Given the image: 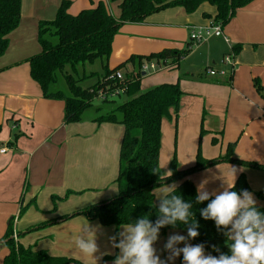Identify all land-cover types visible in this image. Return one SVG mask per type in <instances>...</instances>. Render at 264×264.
<instances>
[{"label": "crops", "instance_id": "crops-1", "mask_svg": "<svg viewBox=\"0 0 264 264\" xmlns=\"http://www.w3.org/2000/svg\"><path fill=\"white\" fill-rule=\"evenodd\" d=\"M62 1H47L44 11L49 8L53 14ZM68 1L72 15L92 9L100 2L107 5L115 18L120 15L118 3L110 0ZM44 11L30 13L22 8L20 27L8 37L9 48L0 59V151L6 150L0 153V264L8 255L2 241L11 222L16 242L24 249L45 250L51 256L72 258L80 264H96L93 258L79 252L75 241L85 223L97 226L96 243L100 253L96 255L103 253L97 264H103L102 259L114 255L116 250L108 238L125 231L127 226L117 230L84 216L68 221L59 218L111 200L118 194L116 180L124 127L118 123H97L96 119L106 112L101 107L94 113H89L90 108L80 122L68 124L65 103L43 97L39 85L30 76L27 61L38 53V50L29 53V46H34L28 43L38 39L39 23L52 19ZM216 15V7L208 3L193 14L179 7L169 8L143 23L123 25L114 40L111 54L114 60L110 57L111 64L107 63L111 70L133 55L149 56L192 46L183 61L159 71L164 72L161 80L147 86L153 89L159 84L179 83L183 92L178 112L172 110L162 122L159 159L162 168H168V162L176 155L179 169H190L197 163L199 150L204 159L214 160L226 155L230 144H235L234 158L264 165V0H255L239 9L223 28L224 38L194 45L190 41L191 32L209 26ZM233 46H241V51L233 61L231 83L230 76L227 79L211 77L207 69L220 63V68H211L222 70L224 58ZM133 70L135 67L128 64L121 73L125 76ZM256 81L262 86V92L258 91ZM141 89L149 90L143 85ZM170 163L167 172L163 170L167 175ZM230 165L239 170L235 183L244 175L254 192L264 191V171L228 163L193 174L189 179L196 188L207 181L209 191L214 188L222 191V185L226 187L232 181ZM162 192L164 196L168 194ZM254 199L257 206L264 208V202L255 195ZM55 220L46 228L27 233ZM157 235L153 247L161 259H166L168 252L162 250L168 238L187 236V232L158 230ZM182 260L181 254L169 264H182Z\"/></svg>", "mask_w": 264, "mask_h": 264}, {"label": "trees", "instance_id": "trees-1", "mask_svg": "<svg viewBox=\"0 0 264 264\" xmlns=\"http://www.w3.org/2000/svg\"><path fill=\"white\" fill-rule=\"evenodd\" d=\"M253 1L255 0H110V3H118L120 15L119 18H115L103 2L92 9L72 15L69 12L71 2L63 0L53 21L39 23L37 38L41 52L27 61L30 76L39 85L45 99L65 103V121L68 124L82 120L83 114L92 108L93 101L100 90L107 87L113 90L123 84L116 78L117 72H122L128 64L135 67V70L124 76V84L127 86L125 95L128 101L96 119L99 124L118 123L124 127L119 173L116 180L118 194L111 200L96 203L61 217L60 221L84 216L89 221H98L104 227H115L118 230L147 216L149 222L155 226L157 219L162 218L158 215L162 201L156 203L155 191L161 186L177 183L176 192L168 193L164 199L172 194L181 195L185 203L192 204L190 212L194 215L190 217V222L195 218L200 224L197 229L200 235L191 240L192 244L203 243L206 256L210 254L219 258L220 253L230 254L223 230L218 232L213 220H205L200 215L199 209L206 208L209 201L202 204L195 202L197 188L189 177L223 163L260 171H264V165L234 158L235 144H230L226 155L214 160L204 159L199 150L196 165L186 170L179 169L177 158L174 156L170 163L172 175L165 174L159 165L162 122L172 110L175 113L178 112L183 92L179 83L162 84L145 92L141 89L143 78L141 69L146 63L155 61L162 64L168 61L170 66L177 65L192 51L191 44L181 51L168 49L149 56L133 55L112 70L107 63L112 54L114 40L125 24L143 23L148 17L169 8L179 7L187 14H193L202 4L208 3L217 9L213 23L224 28L239 9ZM21 10L22 0H0V59L9 48L8 37L20 27ZM205 17L209 18L207 15ZM240 51L241 46H233L228 55H232L235 59ZM99 59L102 62L104 59L106 61L105 73L96 84L88 88H82L79 80L67 71L69 67L75 72L77 66L93 64ZM60 72H65L67 87L60 88L57 85ZM228 76L231 83L233 72ZM256 87L259 92H262V86L258 81H256ZM230 190L238 193L242 190L252 192L244 175L237 179L235 187ZM255 195L258 200L264 202V191L257 192ZM257 208L264 213V208L259 206ZM55 222L57 220L46 222L38 228L29 229L27 233L46 228ZM159 230L162 233L171 230L187 232V226L178 222L176 227L166 225ZM22 235L24 234L19 236ZM15 236L17 237L11 222L4 237L5 240L2 241V245L8 250L3 264H80L72 258L51 256L45 250H26L16 242ZM118 238L119 236L117 241ZM213 244L220 249L219 252L213 251L211 247ZM117 255L116 248L114 255L105 256L102 259L103 264L114 261Z\"/></svg>", "mask_w": 264, "mask_h": 264}, {"label": "clouds", "instance_id": "clouds-1", "mask_svg": "<svg viewBox=\"0 0 264 264\" xmlns=\"http://www.w3.org/2000/svg\"><path fill=\"white\" fill-rule=\"evenodd\" d=\"M232 181L223 186L222 191H209L207 181H202L196 190L195 202L202 204L209 201L206 208L199 209L200 215L205 220H213L217 231L223 230L226 237V246L230 254L220 253L219 258L205 255V245L191 244L189 240L196 239L200 233L197 229L199 222L194 218L191 203H185L181 195L172 194L162 200L157 219L153 226L147 216L136 220L134 224L124 227L125 231L119 232L120 242L116 243V235L108 239L113 248L119 249V254L113 264H169L182 254V264H264V213L258 210L253 193L248 190L241 192L230 190L235 187V177L239 171L235 166H229ZM170 173L169 176H171ZM168 176V177H169ZM177 184L165 188L168 193H175ZM214 197V199H210ZM178 222L187 226V236L172 235L168 238L162 251L168 252L166 259L157 255L153 244L157 241L158 230L166 225L176 227ZM97 226L88 222L80 229V235L75 241L76 248L86 257L96 261L102 258L100 246L96 243ZM183 244V247L176 245ZM213 251L219 252L216 245H211Z\"/></svg>", "mask_w": 264, "mask_h": 264}, {"label": "rangeland", "instance_id": "rangeland-1", "mask_svg": "<svg viewBox=\"0 0 264 264\" xmlns=\"http://www.w3.org/2000/svg\"><path fill=\"white\" fill-rule=\"evenodd\" d=\"M47 1H49V0H22L23 11L24 12H30V13L42 12V11L45 10L46 7H48L47 6ZM44 12H45V14L47 16H50V17L52 16V19H47L46 21H53L56 18L57 10L53 14H52V12H50L49 8H48L47 11H44ZM31 42L32 41H29L28 44L29 45L33 44L34 48L32 46H29V48H30L29 49V53L36 52V50H38V53H35V54L32 55V56H36L37 54H39L41 52V46H40V44L38 42V39L37 40L35 39L32 43ZM195 47H198V46H195ZM112 59L114 60V58H112ZM105 64H106L105 59H104L103 62L101 61V59H99V60L95 61L93 64H85V65L77 66V69H76L75 72L71 71V69L69 67L67 68V71H68L69 74H72L75 79L79 80V82H80L79 84H80V86L82 88H88V87L96 84L101 79V77L105 73V70H104ZM110 64H111V59L109 60V65ZM119 64H121V63H119ZM212 66L213 65H211V67ZM213 67L220 68V63H217L216 66H213ZM222 67H223L222 70L229 68L226 65H223ZM64 74H65V72H62V73L60 72L58 74L59 80H58V84L57 85L60 88L67 87L66 86V82H65ZM162 75H164V72H158V73L156 72V73H153L152 75L146 76L145 78L142 79L143 82L141 80V82H142L141 83V87L143 85V87L145 86L146 88H149V90H151L152 88L151 87H147V86L149 84H153L154 82H156L158 80H161ZM224 78L227 79L228 76L224 77ZM160 85L161 84L156 85L153 88L158 87ZM110 101H112V102H103L99 97L95 98L94 101H93V106L91 108L92 110L89 111V113H94V111H96L97 107H101V108H103V110H106L105 113H109V112L113 111L117 106L127 102L128 101V97L126 95H121V96L116 97V98H114V99H112ZM171 145L173 147V142H171ZM162 155H165V157H166V154H162ZM163 162L164 161L161 162V165H163L162 164ZM169 163H170V161L168 162V165H167L168 168H162V166L160 168L162 170H165V171L168 170L169 169ZM168 187H169V185H164V186H161V187H159L157 189V191H156V193H157L156 194L157 195V202L156 203L157 204L159 202H161L164 199V197L166 196V195L165 196L162 195V194H164V192H162V191H164V189L168 188ZM159 191H161V197H160V194H158V193H160ZM251 193H253V195L256 194V192H254L253 190H252ZM255 197L257 198L256 195H255Z\"/></svg>", "mask_w": 264, "mask_h": 264}, {"label": "built area", "instance_id": "built-area-1", "mask_svg": "<svg viewBox=\"0 0 264 264\" xmlns=\"http://www.w3.org/2000/svg\"><path fill=\"white\" fill-rule=\"evenodd\" d=\"M212 38H224L223 27L221 25L214 24L213 22L209 26L194 29L190 34V41L194 45H202ZM225 41H227L226 38H225ZM233 61H234L233 56L227 55L224 58L223 63L224 65L229 67L228 69L215 70L214 68L210 67L207 69V73L211 77H217V78L226 77L230 75V73L233 72V69H234ZM168 67H170V65L168 64V61H164L162 62V64H159L153 61L151 63H146L142 67L141 72L144 76H146V75L159 72L161 70L168 69ZM115 76L123 84L120 85V87L114 88L113 90H110L109 87L100 90L98 92L97 98L99 97L103 102L110 101L116 97L125 95L126 93L127 86L124 84V81H125L124 75L121 72H117ZM5 152H6L5 149L0 151L1 154H4ZM15 239H16V236H15Z\"/></svg>", "mask_w": 264, "mask_h": 264}]
</instances>
